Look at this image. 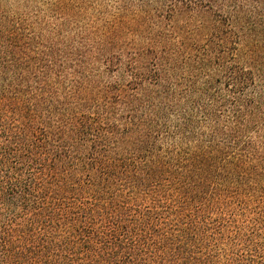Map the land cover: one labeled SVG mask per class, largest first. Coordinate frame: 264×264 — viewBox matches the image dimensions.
<instances>
[{
	"label": "trees",
	"instance_id": "1",
	"mask_svg": "<svg viewBox=\"0 0 264 264\" xmlns=\"http://www.w3.org/2000/svg\"><path fill=\"white\" fill-rule=\"evenodd\" d=\"M0 264H264V0H0Z\"/></svg>",
	"mask_w": 264,
	"mask_h": 264
}]
</instances>
